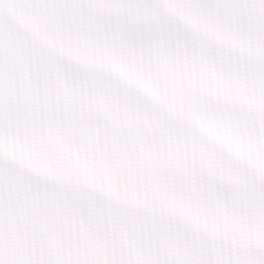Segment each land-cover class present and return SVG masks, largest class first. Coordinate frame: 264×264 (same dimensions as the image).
Listing matches in <instances>:
<instances>
[{
	"label": "snow or ice",
	"instance_id": "obj_1",
	"mask_svg": "<svg viewBox=\"0 0 264 264\" xmlns=\"http://www.w3.org/2000/svg\"><path fill=\"white\" fill-rule=\"evenodd\" d=\"M52 213L103 264H264V0H0V264H69Z\"/></svg>",
	"mask_w": 264,
	"mask_h": 264
}]
</instances>
